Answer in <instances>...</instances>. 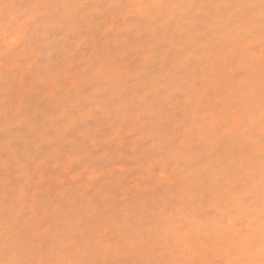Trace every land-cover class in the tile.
Segmentation results:
<instances>
[{
	"label": "rangeland",
	"instance_id": "rangeland-1",
	"mask_svg": "<svg viewBox=\"0 0 264 264\" xmlns=\"http://www.w3.org/2000/svg\"><path fill=\"white\" fill-rule=\"evenodd\" d=\"M0 264H264V0H0Z\"/></svg>",
	"mask_w": 264,
	"mask_h": 264
}]
</instances>
